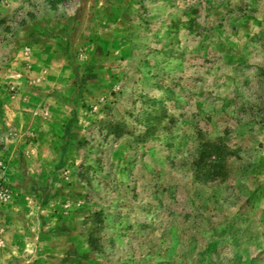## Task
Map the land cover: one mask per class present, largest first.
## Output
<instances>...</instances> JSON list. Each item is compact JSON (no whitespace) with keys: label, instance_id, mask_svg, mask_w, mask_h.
Returning <instances> with one entry per match:
<instances>
[{"label":"rangeland","instance_id":"rangeland-1","mask_svg":"<svg viewBox=\"0 0 264 264\" xmlns=\"http://www.w3.org/2000/svg\"><path fill=\"white\" fill-rule=\"evenodd\" d=\"M0 264H264V0H0Z\"/></svg>","mask_w":264,"mask_h":264},{"label":"trees","instance_id":"trees-1","mask_svg":"<svg viewBox=\"0 0 264 264\" xmlns=\"http://www.w3.org/2000/svg\"><path fill=\"white\" fill-rule=\"evenodd\" d=\"M223 151L216 142L208 141L204 149L200 152L199 160L197 165L200 176L204 179H214L217 176L223 174L222 165L220 163L223 158ZM92 246L93 242L88 240Z\"/></svg>","mask_w":264,"mask_h":264}]
</instances>
